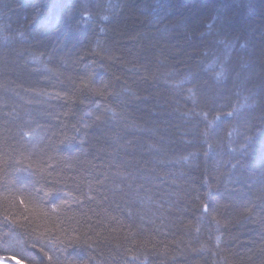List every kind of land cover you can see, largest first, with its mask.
Here are the masks:
<instances>
[{"label":"trees","instance_id":"trees-1","mask_svg":"<svg viewBox=\"0 0 264 264\" xmlns=\"http://www.w3.org/2000/svg\"><path fill=\"white\" fill-rule=\"evenodd\" d=\"M0 264H264V0H0Z\"/></svg>","mask_w":264,"mask_h":264}]
</instances>
